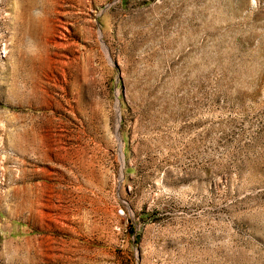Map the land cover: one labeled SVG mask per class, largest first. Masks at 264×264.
<instances>
[{
	"label": "rangeland",
	"instance_id": "374dc122",
	"mask_svg": "<svg viewBox=\"0 0 264 264\" xmlns=\"http://www.w3.org/2000/svg\"><path fill=\"white\" fill-rule=\"evenodd\" d=\"M0 264H264V0H0Z\"/></svg>",
	"mask_w": 264,
	"mask_h": 264
}]
</instances>
